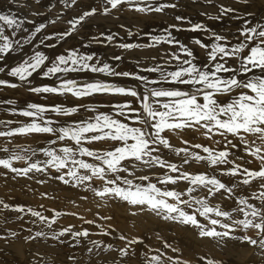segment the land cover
<instances>
[{
	"label": "snow or ice",
	"instance_id": "1",
	"mask_svg": "<svg viewBox=\"0 0 264 264\" xmlns=\"http://www.w3.org/2000/svg\"><path fill=\"white\" fill-rule=\"evenodd\" d=\"M9 2L21 6L17 0ZM33 2L41 4V0ZM207 3L217 8L216 15L201 13L208 20L222 23L227 18L240 21V26L235 31L226 29L228 34H224L176 15L177 23L160 34L144 33L141 37L120 25L127 37L135 35L143 43L130 42L109 29L85 37L87 43L80 47L64 48L52 55L45 50L63 47L93 18L112 16L125 8L144 15L159 14L178 5L174 0H99L94 5L84 0H57L46 12L30 13L31 17L43 16L42 20L0 10V72L7 69L13 78L0 79V87H24L46 98L55 95L90 100L75 106L27 103L17 107L12 100L0 102L10 106L5 110L13 116L25 118L0 121V138L6 141L0 144L4 154L0 155V169L14 177L46 178H37L38 184L55 180L82 189L91 193L99 206L122 202L132 215L148 212L193 228L200 238L221 246L230 240L253 246L264 257V8L257 17L250 10V0H237L246 6L243 15L230 5L214 4L213 0ZM61 22L64 27L56 30ZM180 32L203 33L207 42L193 38L185 43L174 35ZM94 44L120 52L105 59L97 52L81 51ZM160 45L167 48L148 60L137 58L133 71H118L119 64L111 63L123 61L124 53L158 49ZM196 46L203 50V57L197 55ZM22 53L15 65L3 63L10 55ZM81 73L93 74L94 78H73L72 74ZM34 75L53 83L34 85ZM115 78L135 83L120 84ZM94 97L126 99L100 102L90 99ZM75 115L80 118L60 119ZM189 131L196 134L193 140L202 137L208 143L183 139ZM30 136L47 139L34 147L13 142L14 138ZM173 137L180 139V145L172 143ZM21 162L23 166H16ZM252 163L257 167L250 168ZM193 165L206 170L190 171ZM41 196L55 199L48 193ZM80 199L87 200L88 196ZM229 201L231 207L225 203ZM72 204L79 207L75 201ZM0 210L18 213L17 219L29 216L33 218L30 223L42 225L35 231L21 229L28 233L23 237L26 242L50 239L74 247L94 234L113 236L122 246L114 248L111 243L90 240L89 255L94 250H115L127 264L125 258L137 256L139 245L141 264H188L180 258V250L167 241L153 248L145 245L144 237L118 232L105 223L113 219L108 215L87 219L77 211L10 205L4 200H0ZM64 216L75 217L98 231L83 227L74 230L72 224L54 228ZM20 234L7 230L0 234V240L14 241ZM169 250L177 255H168ZM199 259L202 264H221L203 256Z\"/></svg>",
	"mask_w": 264,
	"mask_h": 264
},
{
	"label": "bare ground",
	"instance_id": "2",
	"mask_svg": "<svg viewBox=\"0 0 264 264\" xmlns=\"http://www.w3.org/2000/svg\"><path fill=\"white\" fill-rule=\"evenodd\" d=\"M33 1V0H32ZM44 0H41V2ZM47 0L46 2H48ZM54 1V0H51ZM253 6L251 7V11L255 12L257 17L263 7L264 0H251ZM20 2L23 3L20 7H17L15 4L9 2V0H0V8L2 11L17 12L19 14H24V17H30L31 19H38L39 17H31L30 13L33 11H39L35 8L34 2H29V0H17V3L20 5ZM174 2L178 5L175 9H167L165 13H153L144 15L141 13H136L133 11L127 10V8L123 9L120 12L114 13L112 16H108L106 18L96 17L90 20V22L82 29L80 36L82 37L81 42L76 46L80 47L81 43H87L85 37H91L100 31L111 30L112 32H118L119 37H124L126 40H135L134 42L143 43L144 40L139 37L133 35V37H127L124 29L120 28V25L123 24L127 28H130L131 31L135 33H140L141 37L144 36V33H153L160 34L164 28L168 25L177 23L175 21L176 15H181L185 17L187 20H190L192 23L202 22L209 27L215 29L218 32H222L224 34H228L226 29H231L235 31L240 26V21L237 20H229L225 19L222 23L218 21L208 20L206 16L201 15L202 12H206L212 15L217 14V8L211 6L207 3V0H174ZM215 3H223L225 5H230L234 7L235 1L233 0H213ZM85 4H98L99 0H84ZM237 3V2H236ZM261 3V4H260ZM208 5V7H204ZM251 4V3H250ZM37 6V5H36ZM245 5H240L237 3L235 8L240 10V14L243 15ZM262 7V8H260ZM121 15L119 16V14ZM73 14V13H72ZM71 14V15H72ZM209 14V15H210ZM20 16V15H19ZM226 24H229L233 27H225ZM237 25V26H234ZM187 27V25H183ZM64 27L63 23L59 27L56 28L62 29ZM181 41L185 43H190L193 38H200L204 42H207L206 36L203 33H194V32H180L174 33ZM118 37V39H119ZM146 39V37H145ZM75 46L73 43L69 42L65 44L63 47L70 48ZM162 46V47H161ZM167 48L166 45H160L158 49H142V50H133L129 53H124L125 59L121 62L111 61V63L119 64L117 68L118 71H133L135 70V62L136 59L139 58L141 60H148L152 55H154L157 51L163 50ZM106 51L103 57L107 59L109 56L115 54H119L120 50L104 48L100 45H93L89 49L81 48V51H94V52H103ZM26 51H30L26 49ZM47 54L52 55L53 52H63L60 48L59 50L46 49ZM195 51L197 55L203 57V50L199 49L198 46L195 47ZM4 64L7 66L12 65L9 63L7 59ZM7 69L5 72L0 73V79L13 80V78L7 75ZM73 78L77 80H90L93 77V74L81 73V74H72ZM39 75H34L33 83L34 85H42V84H52V80L38 79ZM105 79L104 77H96ZM112 80L113 78H106ZM116 83L133 85L135 82L127 79V78H115ZM2 90H8L10 93L3 92L0 90L2 94H0V102L6 100H15L13 99V94L17 95L19 93V88L12 89L7 87H0ZM27 95L29 92L26 91ZM54 96V97H53ZM48 96L47 98L44 95H36L31 96V98L21 99L16 101L15 105L17 107H22L27 103H37L44 105L51 104H63L65 106H75L77 104H83L90 102V100H77L71 96ZM59 97V98H55ZM104 100L101 102H107L112 99L122 100L126 98L121 97H101ZM98 101V100H92ZM5 109H10V106L0 103V121L6 120H18L24 121V117L13 116L10 111H6ZM102 110H107L102 109ZM80 116L75 115L70 118H60V119H79ZM195 134L190 131L183 136V139L192 141L194 143H203L207 144L208 141L203 139L202 137H198L193 140V136ZM47 137L44 136H35V137H17L14 138V143L23 147L27 146H37L43 144ZM6 141L3 138H0V144H4ZM172 143L180 145V139L177 137L172 138ZM101 145H96V147H100ZM0 155H4L0 153ZM22 163V162H21ZM257 164V163H256ZM19 166V165H17ZM250 168H256L255 164H249ZM198 169L194 167L191 169L193 172L196 171H205L206 169L202 168L198 165ZM191 168V167H190ZM196 169V170H194ZM6 170L0 169V200H4L10 205H26L31 207H38L39 205H44L45 209L55 208L57 210H67V211H77L84 215L87 219H94L97 214L99 215H108L113 219L111 221H107L105 223H110L113 225L118 232L129 231L134 232L135 235L141 236L145 238V244L149 245L153 248L162 247L163 241H167L171 243L174 247L180 250V257L183 256L188 250L189 252H194L195 249L198 250L197 264H202V261L199 257H202V252H214L216 255H219V259L222 258V253L226 252L228 254L235 253L240 249V244L238 241H228L226 245L221 246V244L217 241L208 239V238H200L197 231L193 228H188L182 225H177L168 221H164L151 213L148 212H139L137 215H132V210L130 207L122 202H109L106 206H99L98 202L95 198L92 197L91 193H84L82 189H73L68 186L61 184L55 180H46L43 184L36 183V179H46L44 177H37L33 179H26L23 177H14L13 174L8 173L5 175ZM183 187V185H181ZM41 193H48L50 197H55V199H44L41 196ZM87 195V200L80 199L81 196ZM72 201H75L79 207H75L72 204ZM230 202V201H229ZM228 202V203H229ZM226 203V202H225ZM226 203V204H228ZM231 204V202H230ZM231 207V206H229ZM19 214L12 211L0 210V234H3L7 230L17 231L21 234L14 240L10 242H5L0 240V264H102L100 262L101 257L107 252L103 249L99 251L98 256H95L97 253L95 250L91 255L88 253V248L91 247L89 243L90 240H100L105 244L115 242V238L113 236H101V235H91L87 239H81L79 245L70 246L69 243L60 244L54 240H36L31 242H26L23 237L27 235V232H21V229L33 228V231L41 228L42 225H33L30 223V220L33 219L29 216H25L23 219H17ZM45 215H51L50 212H45ZM69 224L75 225L74 230H78L81 227L88 228L91 232L95 233L98 230L94 227L82 224V222L75 217L72 216H64L60 218L54 228H58L60 226H68ZM253 234V233H252ZM251 234V235H252ZM255 234V233H254ZM254 236V235H253ZM159 237V238H158ZM254 238V237H253ZM75 243L74 241L72 242ZM210 243L214 248L208 246ZM158 245V247H155ZM189 246H192L190 248ZM140 246H137L138 253ZM211 251H210V250ZM205 250V251H204ZM137 253V256L132 257L129 256L125 258L127 264H141L142 256ZM168 255L176 256L177 253H173L170 250L168 251ZM205 257V256H203ZM104 261L108 264V257L103 256ZM264 258V257H263ZM263 258H255L253 260H246L243 264H264ZM207 259H212L213 261L221 262L216 259L213 255H207ZM243 260L240 261H244ZM121 264L124 262L121 260ZM222 264V262H221Z\"/></svg>",
	"mask_w": 264,
	"mask_h": 264
},
{
	"label": "rangeland",
	"instance_id": "3",
	"mask_svg": "<svg viewBox=\"0 0 264 264\" xmlns=\"http://www.w3.org/2000/svg\"><path fill=\"white\" fill-rule=\"evenodd\" d=\"M28 1V0H27ZM47 0H44V1H42L41 2V4L39 5V6H36V5H34L35 6V8L36 9H38L40 12H46L47 11V8L50 6V5H54V4H56L57 3V0H54V1H51V0H49L48 2H46ZM233 1H235V5H234V7L237 5V0H233ZM29 2H33L32 0H29ZM23 3H25V2H20V5H22ZM250 3H251V5L253 6V4H252V1L250 0ZM261 4V3H260ZM240 5H243V4H240ZM204 7H208V5H205L204 4ZM263 7H264V2H263ZM260 8H262V7H260ZM0 10H1V8H0ZM55 9L53 10V14L55 13ZM15 13H17V12H15ZM259 13H261V11L259 12ZM18 14V13H17ZM72 13L70 12L69 13V15H71ZM209 14H210V12H209ZM20 15V17H24L25 15L24 14H19ZM121 15V13L119 14V16ZM210 15H212V14H210ZM259 16H260V14H258ZM30 18V17H29ZM98 18V17H97ZM100 18H106V17H100ZM42 19H44V17L43 16H40L39 17V20H42ZM36 20H38L37 18H36ZM61 23H63V22H61ZM61 23L60 24H58L57 26H56V28L57 27H59L60 25H61ZM234 26H237V25H234ZM225 27H233V26H230L229 24H226L225 26H224V28ZM52 30H54V29H52V28H50L49 29V31H52ZM81 31H82V29H81ZM81 40H82V37L80 36V35H78V36H75V37H73V38H70L69 39V41L67 42V43H69V42H71V43H73L74 45H75V47L81 42ZM135 40H130V42H134ZM64 46V45H63ZM162 47V46H161ZM59 48L62 50V51H64V48L65 47H60V46H58L55 50H59ZM159 48H160V46H159ZM106 53V51H104L103 50V52H99V54L101 55V54H105ZM21 55H23V53L22 54H20V55H16V54H13V55H10L7 59L9 60V63H12V65H10L9 64V66H13V65H15L19 60H20V58H21ZM102 56H104V55H102ZM4 63V62H3ZM0 73H3V72H0ZM7 74V73H6ZM4 76H8V75H5V74H3ZM38 79H42L41 77H38ZM33 80H34V77H33ZM43 80V79H42ZM24 87H20L19 88V93L17 94V95H14L13 94V99H15V100H13L15 103H16V101H18V100H21V99H26V98H31V96H36L37 94H33V93H31V92H29V95H27L26 94V92L24 91ZM0 90L1 91H3V92H7V93H10V91H8V90H2L1 88H0ZM0 94H2L1 92H0ZM50 96H53V95H50ZM54 97V96H53ZM55 98H59V97H55ZM91 100H98V101H103L104 99L103 98H101V97H94V98H90ZM86 101H88L89 99H85ZM9 106V105H8ZM79 116V115H78ZM20 117V116H19ZM191 132V131H190ZM191 133H193V132H191ZM193 134H195V133H193ZM196 135V134H195ZM253 165L255 164V166L257 165L256 163H252ZM17 165H19V166H23V164L22 163H19V164H17ZM16 165V166H17ZM194 167H196L197 169L199 168L198 167V165H193V166H191V168L189 169L190 171H192L191 169H193ZM257 167V166H256ZM194 170H196V169H194ZM226 203H228V202H226ZM228 206H232L231 204H230V202L227 204ZM124 233H126V234H129V235H135V233L134 232H129V231H124ZM253 233V234H252ZM252 234V236L255 238V234H254V232H252V231H250L249 232V235H251ZM240 244V243H239ZM146 245V244H145ZM113 246H114V248L115 247H117V246H122L121 244H120V242L119 241H117V240H115V242L113 243ZM208 246L209 247H211L212 249L214 248L210 243H208ZM240 249L237 251V252H235V253H231V254H228V253H226V252H223L221 255H222V258H224V256L226 257V259H219L220 257H218L219 255H216L214 252H212L210 249V251L211 252H202V255L203 256H205V258H207V255H213L216 259H218V260H220L221 262H222V264H243L248 258V260H253V259H255V258H259V257H261V258H263L261 255H260V253H259V250L257 249V248H255V247H253V246H249V245H247V244H240ZM141 247L142 246H140L139 248V255H140V251H141ZM155 247H158V245H156ZM190 248H192V246H189ZM205 251V250H204ZM197 252H198V250L197 249H195L194 250V252H189L188 250H186V252H185V254L183 255V256H181L180 258L182 259V260H185V261H187L188 262V264H197V261H198V257H197ZM99 254H101V253H96L95 254V256H98ZM103 256H106V257H108V259H109V261H108V264H121V258L119 257V254H118V252H116L115 250H112V251H107ZM103 256L101 257V259H100V262L102 263V264H107L105 261H104V258H103ZM245 258V260L244 261H240V260H243ZM247 260V261H248ZM263 260H264V258H263ZM264 263V262H263Z\"/></svg>",
	"mask_w": 264,
	"mask_h": 264
}]
</instances>
